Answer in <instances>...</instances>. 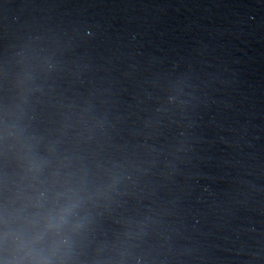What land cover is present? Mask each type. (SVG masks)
Returning a JSON list of instances; mask_svg holds the SVG:
<instances>
[{
	"label": "water",
	"instance_id": "obj_1",
	"mask_svg": "<svg viewBox=\"0 0 264 264\" xmlns=\"http://www.w3.org/2000/svg\"><path fill=\"white\" fill-rule=\"evenodd\" d=\"M0 264H264V0H0Z\"/></svg>",
	"mask_w": 264,
	"mask_h": 264
}]
</instances>
